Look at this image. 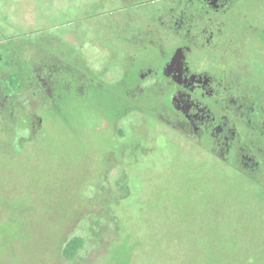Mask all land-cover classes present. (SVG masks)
I'll use <instances>...</instances> for the list:
<instances>
[{
    "label": "flooded vegetation",
    "instance_id": "1",
    "mask_svg": "<svg viewBox=\"0 0 264 264\" xmlns=\"http://www.w3.org/2000/svg\"><path fill=\"white\" fill-rule=\"evenodd\" d=\"M69 9L46 5L42 18L7 21L14 35L0 30L7 150L40 152L46 140L72 136L82 97L103 92L119 111L106 174L90 183L100 196L163 129L264 187V0H75ZM82 9L108 19L84 21ZM151 125L153 144L144 132ZM88 206L97 217L94 197Z\"/></svg>",
    "mask_w": 264,
    "mask_h": 264
},
{
    "label": "rangeland",
    "instance_id": "2",
    "mask_svg": "<svg viewBox=\"0 0 264 264\" xmlns=\"http://www.w3.org/2000/svg\"><path fill=\"white\" fill-rule=\"evenodd\" d=\"M74 1L0 0V30L14 35L7 21L42 18L46 5L72 10ZM95 12L82 9L84 21L108 19ZM118 111L112 95L92 92L70 118L72 136L18 155L0 139V264H264V187L222 170L170 131L125 177L116 168L109 194L91 188L106 174L100 169L115 146ZM144 132L153 144L155 126ZM87 220L108 230L105 240L81 262L64 260V240Z\"/></svg>",
    "mask_w": 264,
    "mask_h": 264
},
{
    "label": "trees",
    "instance_id": "3",
    "mask_svg": "<svg viewBox=\"0 0 264 264\" xmlns=\"http://www.w3.org/2000/svg\"><path fill=\"white\" fill-rule=\"evenodd\" d=\"M89 221L77 224L75 230L64 240L59 252L64 260L81 262L92 251L95 242L101 243L105 240V232L108 230L99 225L98 220Z\"/></svg>",
    "mask_w": 264,
    "mask_h": 264
}]
</instances>
